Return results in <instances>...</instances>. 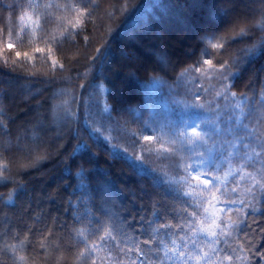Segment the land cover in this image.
Listing matches in <instances>:
<instances>
[{
	"label": "trees",
	"instance_id": "16d2710c",
	"mask_svg": "<svg viewBox=\"0 0 264 264\" xmlns=\"http://www.w3.org/2000/svg\"><path fill=\"white\" fill-rule=\"evenodd\" d=\"M24 2L28 15L23 20L0 9V124L4 125L0 165L8 169L4 173L7 182L0 183V245L16 246L15 264H80L76 253L83 245L73 247L70 255L67 249L75 241L70 242L67 231L73 237L84 232L93 234L87 243L96 245L97 264L114 260L119 264H174L168 256L180 251L192 259L178 264H192L203 255L201 250L208 253L210 247L200 236L194 250L188 225L184 231L175 227L184 222L178 215L153 223L154 228L162 222L172 224L174 235L162 233L163 244L151 252L145 248L147 255L136 251L132 242L141 239V216L147 223L154 220L152 212L161 205L185 208L182 193L189 192L187 186L175 183L183 174L178 171L177 179L172 175L176 157L162 156L157 141L144 139L151 134L145 121L148 87L157 79L188 100L197 99L194 93L199 91V98L204 96L211 106L215 102L221 108L239 101L244 93L255 108L244 121L256 137L264 139V105L257 103L264 91V47L258 45L240 65L238 75L225 80L231 85L227 96L232 101L224 96L221 71L215 63L227 60L237 49L257 44L264 39V31L253 29L251 39L233 42L222 55L213 56H207L212 50L198 38L205 32L224 31L236 16L242 18L237 31L264 20L260 14L264 4L260 0H36L37 9L28 6L29 0ZM0 3L7 7L12 0ZM49 4L52 7H46ZM222 6L231 8L229 15L214 14ZM77 9L84 10L80 17ZM45 14L51 22L41 29L36 16ZM77 19L80 23L72 28L70 22ZM176 23L190 33L183 36L188 41L184 49L175 53L166 40L169 33L176 34L172 29ZM7 43L32 59L21 56L17 60L15 51H5ZM36 48L44 51L37 53ZM205 59H213V65H205ZM5 61L7 68L2 67ZM205 66L208 70L198 75L197 69L203 72ZM231 71L229 66L223 76ZM78 145L86 147L76 151ZM80 165L85 168L83 178L77 175ZM233 188L235 181L230 178L226 190ZM222 215L238 219L231 213ZM203 216L201 208L189 222L193 229ZM247 222L248 227L238 235L234 232L229 241L237 249L233 264H249L243 259L247 251L239 250L240 246L247 249L249 241L254 250L264 253L259 231L264 229V216L249 215ZM121 225L126 241L122 244L117 231ZM186 234V239H180ZM117 244L131 251L118 254ZM223 255L219 252L211 261L221 264ZM10 257L11 251L0 260L9 264Z\"/></svg>",
	"mask_w": 264,
	"mask_h": 264
},
{
	"label": "snow or ice",
	"instance_id": "6c2138e0",
	"mask_svg": "<svg viewBox=\"0 0 264 264\" xmlns=\"http://www.w3.org/2000/svg\"><path fill=\"white\" fill-rule=\"evenodd\" d=\"M260 2L261 4H264V0H260ZM225 3H227V0H225ZM28 6L37 9L39 8V4L36 0H29ZM46 7H52V5L49 4L46 5ZM65 7H68V5L66 4ZM25 8L26 5L24 0H12V3L7 7L0 3V9H3L5 14L13 17L19 15L21 20L28 15ZM230 10V7L222 6L214 14L229 15ZM83 11V9H77L76 16L80 17L83 15ZM260 14L264 17V9L261 10ZM29 19H31V17H29ZM241 20V17L236 16L232 20V23L226 27L224 31L219 33L205 32L198 37L204 43L206 49L212 50L208 52L207 56H213L214 54L222 55L225 50L233 44V42L239 43L241 41L251 39L249 33L253 29L264 31V20L253 24H246L245 27H240L237 31L236 28L240 24ZM36 22H39L41 29H44L51 21L50 17L45 14L43 17L37 15ZM79 23L80 21L77 19L74 23L70 22V26L72 28H76ZM229 32H231V34H229ZM258 45L264 47V39L258 41L257 44L237 49L235 54L223 62L220 60L215 61V63L219 65V70L221 71L222 79L219 82L225 90V97H227L228 91L231 87V85L225 83V80H232L234 76L238 75L241 70L240 65L255 53ZM48 50L51 51V48ZM5 51H15V45L13 43H7L5 45ZM43 51L44 49L42 48L35 49V52L37 53ZM21 56L28 60L32 59L27 52L21 53L20 51H15V57L17 60L21 58ZM203 63L205 65L212 66L213 59H205ZM229 66H231L232 71L229 72L228 76L224 77L223 72L227 71ZM2 67H8L7 61H5V64ZM10 71H15V69H10ZM197 71L199 72L201 69L198 68ZM160 84V80L153 79L154 87H157ZM194 95L197 97V100L192 105H185V107L203 109L204 105L199 102V91L194 93ZM236 95L237 94L235 92L232 93L233 99L236 98ZM251 100H256L255 94L252 96ZM257 103L264 105V91H262L261 98L257 101ZM227 107L229 113H239V115L229 114L227 120H224L223 116H218L217 120L205 118L199 125H196L195 121L182 122L185 128L192 126L194 134H196V127H201L205 130L203 136L196 134L195 142L188 139V144L191 145L190 147H184L183 143L184 139L187 138V132L180 131L177 133L175 128L172 129V134L181 139V145L187 153L188 163L184 164L182 169H178L179 171H182L183 178L175 181L177 185H180L181 187L187 186L191 189L189 192L182 193L184 197L183 203L187 205V207L177 209L174 206L161 205L159 210L152 212L154 220L149 219L147 223H145V217L141 216L139 221V224L141 225V228L139 229L141 239L139 241H132L135 244L136 251L139 253L147 255L144 251L145 248L148 249V252H151L153 247L163 244L162 233L164 235L169 233L174 235V233H172L173 225L170 223L162 222L158 228H154L152 225L155 221H162L165 216L175 218L177 215L180 216L184 222L176 223L175 227L180 231H184L185 225H188L189 229L193 232L191 239L193 241V249L195 250L197 243L201 238L200 232H204L205 230H195L189 222L198 216L200 214V209L203 208L206 218L211 219L212 221L210 226L212 230L206 232V235L211 237L210 250L208 253H204L203 256H198L197 259L210 261L212 256L217 255L219 252H223L224 255L222 256L221 264H225V262H227V264H233V261L238 259V257L235 256L237 249L229 244V241L234 238L233 233L236 232L238 235L239 232L244 231L245 228L248 227L247 217L249 215L264 216V139H260L252 133H249L248 136L234 137L235 142L230 139H225V137H231L234 132L240 131L241 129L247 131L244 120L247 119L251 111H255V108L244 93L239 95V103L235 106ZM245 108L250 111L246 112ZM104 111L107 112V108H105ZM0 116H3L2 112H0ZM221 122L224 125L223 127L220 126ZM3 128L4 125L0 124V130ZM144 139L152 140L153 137L149 135L145 136ZM246 140L248 143H245ZM209 141H211V145H209ZM81 147H86V145H78L76 151L80 150ZM234 162H239V167L233 168L232 164ZM225 166H227L228 170L224 175V179L221 180L218 173H220ZM244 168L252 169V172H244L242 175V181L248 184V188L244 194L246 199L242 200L229 197L225 200H219L217 193L221 196H228V193H231L232 196L236 195L237 189L233 188L226 190V184L229 177L235 181L237 176H241V170ZM7 171V166L0 165V183L7 182L8 177L4 175ZM84 173V165H80L77 169V175L83 178ZM240 182L241 181H236V183ZM218 185H220V187H217ZM82 186L83 185L81 184V187ZM17 187L22 190L24 185L18 184ZM177 190L179 191V189ZM205 201L211 205V208L204 207ZM213 201L223 205V207L219 209L221 215H217ZM8 203H12L11 199H9ZM69 204H71V201H69ZM189 209H191V212H189ZM223 213H231L236 215L238 219L229 222L224 218L222 215ZM84 215H87V211H85ZM77 219L79 218L77 217ZM218 220L219 223H217ZM164 230H167V232L165 233ZM117 231L120 233V243H125L126 241L123 239V236L125 235L124 226L121 225L117 228ZM259 231L261 233V237L264 238V229H259ZM67 235L69 236L70 242L73 240L75 241V243H72L67 249L70 255L73 254V247L80 249V245H83V248L76 253L78 259L80 260V264H97L95 258L96 245L93 243L89 246L87 243V240L92 239L93 234H88L86 236L84 232H79L75 235V237H73L72 232L67 231ZM2 236L3 233H0V239H2ZM14 238L18 239L19 237L16 236ZM186 238L187 234L186 237L180 239ZM171 242L175 245L177 241L174 239ZM213 244L217 246L224 245L225 247H211ZM141 245H143V247H141ZM186 246V244L183 245V247ZM114 247L118 254L131 251V249L126 250L121 248L119 244L114 245ZM239 250L242 252L245 250L247 251L248 255L244 256L243 259L248 260L249 264H264V253H261L258 249L254 250L250 241L247 249L240 246ZM10 251L11 257L9 258V264H15L14 257L16 253V246L12 245L9 247L0 245V257L8 256ZM167 251L171 252L172 250L167 249ZM20 259L23 260V257H20ZM168 259L172 260L174 264H178L180 261H190L192 256L184 251H180L179 255H176L173 252L172 255L168 256ZM0 264H4V261L0 260ZM112 264H119V261L114 260L112 261ZM141 264H143V261H141Z\"/></svg>",
	"mask_w": 264,
	"mask_h": 264
},
{
	"label": "rangeland",
	"instance_id": "374dc122",
	"mask_svg": "<svg viewBox=\"0 0 264 264\" xmlns=\"http://www.w3.org/2000/svg\"><path fill=\"white\" fill-rule=\"evenodd\" d=\"M194 1L196 0H191V2ZM190 5L192 6V3H190ZM186 14L189 15L188 12H186ZM181 25L182 24L177 25V23L173 25L172 29L174 32H176V34L169 33L171 35L167 37L166 40L170 45L169 48H171L175 53L178 51H182V48L184 49L185 44L188 41L184 39L183 36H185V34L188 35L190 33V32L182 31L183 29H181L182 28ZM207 70H208L207 66H205L203 72L197 71L198 75H202ZM191 80H195V78H191ZM221 93H223V91L217 92L216 96H220ZM147 97H148L147 115H146L147 119H145V121L147 120V122L150 125V130H151L150 136L153 137V140L157 141L159 152L162 156L176 157L175 161H173V167L176 171H174L172 175L177 179L181 175L178 172L179 171L178 169H182L184 164L188 163L187 153L184 151V147L191 146L188 144V139H191L193 142H195L196 134L203 136L205 131L201 127H196V134H194L193 127L189 126L185 128L182 122L195 121L196 125H199L201 121L205 118L217 120L218 116H223V119L227 120L228 115L232 114V113L227 114V110H228L227 106L229 104H226L223 108H221L218 103L213 102L214 105L211 106L210 102L208 101L209 99H205L204 96H201L199 98V102L204 105L203 109H197L195 107L186 108L185 105H192L197 99L188 100L185 97L178 96L177 94H175L174 87L169 84H164V86L160 84L159 86L154 87L153 82L148 87ZM227 98L230 99V96H227ZM230 100L232 101V99ZM237 103H239V101L232 103L230 106H235ZM245 111L247 112L246 109ZM232 115H239V113H234ZM244 124L247 127V131L241 129L240 131L234 132L233 136L225 137V139H230L233 140V142H235L234 137L236 136H248L249 133H252L254 135L255 133L253 127L250 126L248 122L244 121ZM220 126L221 127L224 126L222 122L220 123ZM173 128H175L177 133L180 131L187 132V138L184 139L183 142L184 147H182L181 145V139L178 136H174L172 134ZM242 131H244L245 134H243ZM109 136L114 137L112 134H110ZM106 138L110 139L109 137ZM245 143H248V141L246 140ZM209 145H211V141H209ZM232 167L233 168L239 167V162H234L232 164ZM227 170H228L227 166H225V168L220 173H218L221 180L224 179V175L227 172ZM180 172L182 173V171ZM244 172H252V169L250 168L242 169L241 176H237L235 178V189H237V193L235 196H232L231 198L242 199V200L245 198L244 194L248 188V184L242 181V175ZM230 178L231 177H229L228 180ZM236 181H241V182L236 183ZM217 187H220V185H218ZM189 191H191V189H189ZM217 197L219 200H225L226 198H229L228 196H221L219 193H217ZM213 203L215 204V210L217 212V215H221L219 209L222 208L223 205L215 201H213ZM205 208H211V205H209L207 201H205ZM226 220L229 221V219ZM217 223H219V220L217 221ZM211 224H212L211 219L206 218V216L204 215V217L198 222V227H197V230L200 229L205 230L204 232H200V235L204 238L208 246H210L211 237H208L206 235V232L212 230L210 227ZM214 246H215L214 244L211 245V247ZM193 264H215V263L212 261L210 262V261L199 260V261H194Z\"/></svg>",
	"mask_w": 264,
	"mask_h": 264
}]
</instances>
